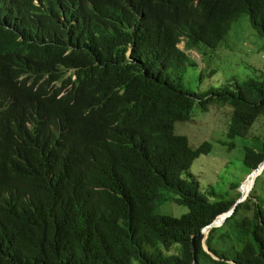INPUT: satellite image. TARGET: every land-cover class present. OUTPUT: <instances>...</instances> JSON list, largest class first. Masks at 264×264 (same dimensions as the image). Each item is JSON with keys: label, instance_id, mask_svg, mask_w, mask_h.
I'll list each match as a JSON object with an SVG mask.
<instances>
[{"label": "trees", "instance_id": "obj_1", "mask_svg": "<svg viewBox=\"0 0 264 264\" xmlns=\"http://www.w3.org/2000/svg\"><path fill=\"white\" fill-rule=\"evenodd\" d=\"M244 14L264 39V0H0V264H264V172L196 238L242 194L206 195L192 168L214 144L176 132L230 106L234 149L264 115V73L182 84L186 50L217 49ZM263 162L264 142L246 147V176Z\"/></svg>", "mask_w": 264, "mask_h": 264}, {"label": "rangeland", "instance_id": "obj_2", "mask_svg": "<svg viewBox=\"0 0 264 264\" xmlns=\"http://www.w3.org/2000/svg\"><path fill=\"white\" fill-rule=\"evenodd\" d=\"M179 47L185 50L184 42ZM263 48L264 39L260 38L251 27L248 16L244 14L233 23L231 31L217 49L200 45L196 49L186 50L195 66L186 63L181 68L183 87L191 92L205 93L235 76L244 80L256 78L260 73H264ZM232 116L233 109L230 106L213 104L209 106V111L204 113L196 110L192 120L180 121L176 124V132L186 135L193 147H199L206 141L214 144L213 152L196 160L192 171L199 178L202 191L206 195H209L207 194L208 189L212 190L216 187L217 192L225 193L223 196L228 200L243 195V190H250V180L246 176L248 170L244 165L245 149L247 146H257L260 142L261 144L264 142L263 115L248 139H236V148L231 149L227 144L232 142L228 138ZM257 137H260V142L256 140ZM244 179V188L236 189ZM252 189L250 194H252ZM255 195L256 201L262 203L264 210V176L258 183ZM157 212L181 217L189 212V208L166 203L158 206ZM205 233L207 236L209 231ZM222 233L227 234L225 230L218 232L215 236V245L219 246L218 238ZM230 236L227 238L228 241L234 237ZM224 250H230V247ZM200 264L211 263L201 257Z\"/></svg>", "mask_w": 264, "mask_h": 264}, {"label": "water", "instance_id": "obj_3", "mask_svg": "<svg viewBox=\"0 0 264 264\" xmlns=\"http://www.w3.org/2000/svg\"><path fill=\"white\" fill-rule=\"evenodd\" d=\"M264 172V162L260 164L259 168L254 171L251 175L248 176L247 179H254L256 177L257 174L260 173V175ZM259 175V176H260ZM258 176V177H259ZM244 185V183H243ZM243 185H242V188H243ZM241 188V189H242ZM250 197V195L246 194V193H243L242 197L238 200V202L236 203V205L226 214L222 215L215 223H213L211 226H208L206 227L203 232L200 234V235H197L196 238L200 237L202 234H206L205 232L206 231H210L213 229V228H219V227H222L225 222L231 217L234 215V213L237 211V208L239 207V205H241L242 203H244L248 198Z\"/></svg>", "mask_w": 264, "mask_h": 264}, {"label": "bare ground", "instance_id": "obj_4", "mask_svg": "<svg viewBox=\"0 0 264 264\" xmlns=\"http://www.w3.org/2000/svg\"><path fill=\"white\" fill-rule=\"evenodd\" d=\"M259 175H260V173L257 174L256 177H255L254 179H252V180L249 179V180H250V182H249L250 190L252 189V187H253V189H254L255 182H256V180H257V178H258ZM245 183H246V182H245ZM244 185H245V184H244ZM243 188H244V186H243ZM253 189H252V191H253ZM250 190H249V191L243 190V191H244L243 193H246V194L250 195Z\"/></svg>", "mask_w": 264, "mask_h": 264}, {"label": "clouds", "instance_id": "obj_5", "mask_svg": "<svg viewBox=\"0 0 264 264\" xmlns=\"http://www.w3.org/2000/svg\"><path fill=\"white\" fill-rule=\"evenodd\" d=\"M262 174H263V173H262ZM262 174H261V175H262ZM261 175H260V176H261ZM250 195H251V194H250ZM249 198H250V197H249ZM249 198H248V199H249ZM248 199H247V200H248ZM247 200H246V201H247ZM246 201H245V202H246ZM210 232H211V231H210ZM205 237H206V234H205ZM207 250H208V249H207ZM208 251H209V250H208Z\"/></svg>", "mask_w": 264, "mask_h": 264}]
</instances>
